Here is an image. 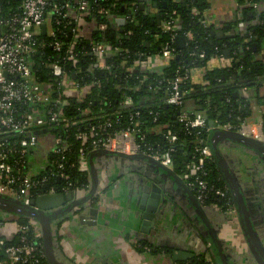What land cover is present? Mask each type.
<instances>
[{"label": "built area", "instance_id": "obj_1", "mask_svg": "<svg viewBox=\"0 0 264 264\" xmlns=\"http://www.w3.org/2000/svg\"><path fill=\"white\" fill-rule=\"evenodd\" d=\"M120 1L19 0V6L12 11L10 0H0V194L29 205L42 194L76 193L88 189L90 184L82 188H71L66 173L72 146L69 140L71 133L67 129L75 123H85L87 129L76 135L80 147L77 163H71L81 172L89 174L88 154L91 150L100 148L124 154H147L168 168H176L173 151L178 141L177 133L168 128L159 132L170 145L146 143L140 124L135 119L139 111L131 114L130 122L120 128H115L109 113L96 115L87 108L81 114L87 118L80 121L66 114L70 98L82 100L87 89L98 83H87L85 75H82L83 71L90 72L94 67L107 69V57L130 52L128 48L96 41L93 37L95 31L104 32L110 26H114L115 31H123L128 22L135 20L142 0ZM144 3L145 12L152 15L149 10L155 2L144 0ZM245 4L256 10L264 9V1L248 0ZM120 8H124L125 13L120 14ZM207 10H193L197 15L205 12L202 22L206 26L211 24ZM158 15L161 31L169 34L170 43L165 44L160 52H139L131 65L121 63L127 71L132 72L135 68L162 71L172 59L181 55L182 50L176 45L177 36L185 37V45L193 39L191 30L181 33L175 9L162 16L158 8ZM121 18L125 20L124 26L118 23ZM247 26L248 23L242 19L237 25L243 31ZM133 33L129 29L125 35ZM122 38L124 36H120V41ZM88 55L95 62L86 65ZM35 57L39 58L38 62ZM214 59L222 62V67L231 64L230 58L219 54L211 56L208 63ZM38 64L42 67L41 73L45 76L43 79V75L36 70ZM196 69L200 67L182 64L173 78L165 79L168 92L165 101L182 108L178 121L187 128L210 132L212 128L205 116H194L192 111L183 109L188 93L183 84L190 79L192 81ZM159 88L158 86L155 90ZM138 89L137 86L136 90ZM241 89L243 91L248 87ZM133 104V98L125 95L122 107ZM263 123L261 126L264 128ZM215 126L247 134L244 121L226 125L215 121ZM193 156L188 168V186L203 206L211 204L222 210L227 220L233 224L235 233L241 234L236 207L228 187L226 184H212L208 180L207 166L213 158L207 141H198ZM43 187L45 189L40 191ZM0 213V225H7L10 221L17 224L8 233H0V246L4 250L0 256V264H42L46 258L40 226L35 222L34 225L30 222L23 224L19 216L12 219L14 215ZM30 228L33 235L29 240L26 232ZM16 237L18 239L12 242ZM137 245L141 244L137 242ZM143 250L149 253L152 246L143 245ZM206 259L213 264L210 257Z\"/></svg>", "mask_w": 264, "mask_h": 264}, {"label": "trees", "instance_id": "obj_2", "mask_svg": "<svg viewBox=\"0 0 264 264\" xmlns=\"http://www.w3.org/2000/svg\"><path fill=\"white\" fill-rule=\"evenodd\" d=\"M130 1L133 0H121L120 2ZM153 1L158 2L157 7L162 16L170 13L173 9L177 11V22L180 25L181 33L187 30H191L193 33V39L189 40L181 49L180 57L172 59L162 71L135 68L130 72L126 70V67H122L121 63L123 62H126L125 66L131 65L139 52L143 51L148 54L160 52L165 44L170 43L169 34L161 31L157 17L145 12V9L139 8L135 14V20L128 22L123 31H115L113 22L111 24L113 28L110 26L104 32H94L93 37L96 41L109 42L114 46L120 45L123 48H128L130 52L107 57L106 61L109 65L107 69L94 67L90 72L83 71L82 75H85L84 80L87 83H98L87 89L82 100L70 98L69 104L66 106V114L80 121L87 118L81 116L87 108L96 115L109 113L115 128H120L130 122L131 114L139 111V115L135 119L140 124L139 128L145 136L146 143L166 146L168 142L159 132L168 128L177 133L178 141L173 151V158L178 172L184 173L193 161L196 144L199 140L207 141L209 132L205 129L187 128L178 121L182 108L166 103L165 99L168 92L165 79L173 78L177 68L182 64L189 67L206 68L211 56L225 55V51L229 50L231 60L229 66L206 70L203 83L194 84L190 79L183 84V88L188 92L183 109L191 106V103L196 107L192 111L194 116L205 115L208 119L218 121L221 125L245 121L249 114L250 104L243 96L241 88L260 86L264 82V59L260 55L264 49V10H256L246 6L245 2L248 0H236L240 8L241 18L226 24L224 32H230L232 34L230 37L218 38L213 33L216 29L215 26L213 24L206 26L202 22L205 12L197 15L193 11L194 8L200 11L208 9L209 0ZM10 3L12 11L19 6V0H10ZM123 11V8H120V14L125 13ZM241 19L248 23L244 31L237 27ZM129 29L134 31L133 35H125ZM120 36H124L121 41ZM254 43L257 44L256 49L253 46ZM191 53H195V55H191ZM35 61L38 62L39 58L35 57ZM86 62L88 65V63H94L95 60L88 55ZM36 68L38 74L43 75L42 79L45 78L44 74L41 73V65L38 64ZM231 79H234L235 82L232 83ZM137 86L139 87L138 90H136ZM158 86L160 87L159 90H155ZM125 95L133 98V105L122 107V100ZM261 102L264 104V97L261 98ZM86 130L85 123H75L67 129L71 133L69 140L72 143L68 157L70 162L66 168L71 188L86 187L91 182L89 174L81 172L77 166L71 165V163H77V152L80 147L76 135L78 132H85ZM207 168L209 169L208 180L210 183L224 186L225 183L216 164L211 161ZM55 183L59 184L58 180H55ZM44 189L45 187L40 191ZM37 194L36 191L35 195L37 196ZM206 211H211L210 206L206 207ZM20 221L23 224H28L30 219L20 217ZM26 233L30 240L33 235L32 228ZM17 239L18 237L12 242ZM140 243L141 246L149 244L145 240H140ZM139 249L142 250L143 248ZM162 249L167 252L172 251L170 248L164 247ZM3 252L4 250L0 246V256L3 255ZM177 263L211 264L204 255L192 256L188 260H178ZM42 264H48L47 260L44 259Z\"/></svg>", "mask_w": 264, "mask_h": 264}, {"label": "crops", "instance_id": "obj_3", "mask_svg": "<svg viewBox=\"0 0 264 264\" xmlns=\"http://www.w3.org/2000/svg\"><path fill=\"white\" fill-rule=\"evenodd\" d=\"M209 3L207 13L217 31H224L226 24L241 15L236 0H209ZM149 11L157 16L158 8L152 6ZM260 55L264 59V49ZM221 63L214 59L206 68L194 70L192 82L203 83L206 70L222 67ZM242 94L250 104L244 121L247 134L264 141V128L261 126L264 120V104L261 102L264 84L248 87ZM221 150L231 168L240 176L253 217L264 238V162L251 151L234 144H222ZM95 162L100 169L103 187L102 207L95 223L87 213V222L82 223L77 217L63 222L58 228L55 238L61 260L75 264H178V260H188L212 251L207 228L183 192L177 189L180 205L173 217L163 219L158 224L159 229H152L148 234L141 231L142 223L136 215L132 195L146 182L144 176L153 173L147 162L103 155L98 156ZM175 170L187 181L188 170L184 173L178 172L177 168ZM208 206L211 211L206 212L223 242L230 264H252L253 258L243 236L235 233L233 224L222 210L211 204L205 207ZM137 240L147 241L155 251L140 250ZM164 247L172 251L167 252L162 249Z\"/></svg>", "mask_w": 264, "mask_h": 264}, {"label": "water", "instance_id": "obj_4", "mask_svg": "<svg viewBox=\"0 0 264 264\" xmlns=\"http://www.w3.org/2000/svg\"><path fill=\"white\" fill-rule=\"evenodd\" d=\"M164 5H166V2H164ZM154 6H158V2H155ZM140 8L141 10L145 9L144 0H142ZM157 19L158 21L160 20L159 15ZM118 23L120 26H124V18L119 19ZM43 28L45 29L46 26L44 25ZM213 33L218 38H228L232 35L222 30H215ZM176 45L179 49L185 47V37L183 35L177 36ZM253 46L256 49L257 44L254 43ZM225 56L227 58L230 57L229 50L225 51ZM234 82L235 80L233 79L232 83ZM185 109L194 111L196 107L191 105ZM208 123L212 129L209 132L207 143L211 149L217 170L228 187L236 207L241 235L245 240L248 252L255 260L252 264H264V238L258 230L249 200L243 190L240 176L231 168L228 159L221 150L222 144H234L246 148L264 162V141L241 131L215 126L213 119H208ZM102 155L114 158L122 157L129 160H143L151 166L153 173L144 176L146 182L144 185H140L139 189L132 195L135 201L134 209L136 215L141 219L142 232L148 234L152 229H159V222L173 217L174 212L180 205L176 189L180 190L188 199L190 206L198 214L203 226L207 228L212 251L204 255L205 259L210 257L213 261L214 258L217 260L215 264H230L229 255L225 252L223 242L208 217L206 207L200 203L185 179L175 169L164 166L147 154H124L104 148L91 150L88 154L91 182L88 189H82L84 192L80 190L79 192L76 191V193H46L37 196L29 205L19 199L0 194V212L27 217L40 226L43 251L48 264H75L66 263L58 257V245L55 234L63 222L78 217L82 223H85L88 218L87 213L92 216V223L97 220L103 204L101 196L103 187L100 180V169L97 167L95 159ZM137 242L140 243V240H137Z\"/></svg>", "mask_w": 264, "mask_h": 264}, {"label": "rangeland", "instance_id": "obj_5", "mask_svg": "<svg viewBox=\"0 0 264 264\" xmlns=\"http://www.w3.org/2000/svg\"><path fill=\"white\" fill-rule=\"evenodd\" d=\"M95 27V23H93V28ZM1 214V213H0ZM12 219H17V216H14ZM30 223L34 225V221L30 219ZM17 226L15 221H10L7 225H0V233H8L10 229H15Z\"/></svg>", "mask_w": 264, "mask_h": 264}, {"label": "flooded vegetation", "instance_id": "obj_6", "mask_svg": "<svg viewBox=\"0 0 264 264\" xmlns=\"http://www.w3.org/2000/svg\"><path fill=\"white\" fill-rule=\"evenodd\" d=\"M262 223H264V218L262 219ZM259 232H260V231H259ZM240 235H241V234H240ZM140 244H141V243H140ZM146 245H150V244H146ZM150 246H152V250H151V253H152L154 247H153V245H150ZM137 247H138V248H143V246H141V245H140V246L137 245ZM142 250H143V249H142ZM143 251H144V250H143ZM252 258H253V257H252ZM212 261H213V260H212ZM215 261H216V259L214 258V261H213L212 263L215 264V263H216ZM253 261H255L254 258H253ZM253 261H252V263H253Z\"/></svg>", "mask_w": 264, "mask_h": 264}]
</instances>
